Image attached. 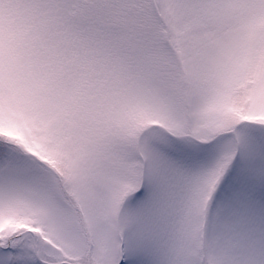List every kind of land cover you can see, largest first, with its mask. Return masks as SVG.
I'll use <instances>...</instances> for the list:
<instances>
[{
    "label": "snow or ice",
    "instance_id": "snow-or-ice-1",
    "mask_svg": "<svg viewBox=\"0 0 264 264\" xmlns=\"http://www.w3.org/2000/svg\"><path fill=\"white\" fill-rule=\"evenodd\" d=\"M0 264H264V0H0Z\"/></svg>",
    "mask_w": 264,
    "mask_h": 264
}]
</instances>
